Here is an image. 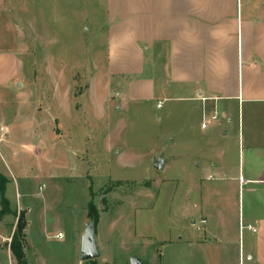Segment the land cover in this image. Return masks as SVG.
Listing matches in <instances>:
<instances>
[{"label": "rangeland", "instance_id": "374dc122", "mask_svg": "<svg viewBox=\"0 0 264 264\" xmlns=\"http://www.w3.org/2000/svg\"><path fill=\"white\" fill-rule=\"evenodd\" d=\"M8 5L0 9V76H14L5 83L11 87L0 86V123L15 134L4 133L6 142L0 143V185L10 206L5 213L0 203V264H17L10 243L19 213L27 221L28 264H90L81 261L80 251L90 203L98 214L100 252L92 264H132L133 258L143 264H211L207 257L216 259L217 251L232 262L233 248L225 243L214 254H197L206 224L197 227L207 221L200 216L199 191L223 183L218 172L185 169L199 162L196 154L214 147L197 129L184 135L201 102L178 98L157 108L168 95L161 86L163 59L151 66L148 52L143 75L109 73L110 17L103 0ZM147 76L152 98L127 95L130 82ZM159 157L161 169L154 167ZM22 169L40 173L17 177ZM235 199L232 194L224 203L234 205ZM234 252L238 264V248Z\"/></svg>", "mask_w": 264, "mask_h": 264}, {"label": "crops", "instance_id": "0c3cea01", "mask_svg": "<svg viewBox=\"0 0 264 264\" xmlns=\"http://www.w3.org/2000/svg\"><path fill=\"white\" fill-rule=\"evenodd\" d=\"M103 2L110 17L109 73L143 75L148 52L151 66L153 60L163 59L161 86L168 95L158 101L163 103L161 107L157 103V108L178 98L201 102L195 106V120L186 123L184 135H196L197 129L214 147L200 157L196 154L194 160L199 162L187 164L185 169L218 172L223 183L199 191L200 216L207 222L204 235L197 240L201 250L198 256L206 250L214 254V249H221L225 243L228 250L233 248L229 252L232 262L221 258L219 251L211 260L213 255L207 251L206 263L236 264L234 250L238 248V264H242V257L244 264H264V0ZM8 3L12 0H0V9H9ZM6 26L12 31L11 23ZM13 76H0V86L11 87ZM150 81L147 76L130 82L127 95L152 98ZM202 97L208 99L203 101ZM214 112L225 119V124L218 118L203 128V119ZM14 113L16 119L21 116L19 107ZM56 121L60 132L59 118ZM6 132L15 134L0 123V143L6 142ZM26 149L37 153L34 146ZM23 171L17 172V177L34 179L40 173ZM232 194L234 205L224 203Z\"/></svg>", "mask_w": 264, "mask_h": 264}, {"label": "trees", "instance_id": "16d2710c", "mask_svg": "<svg viewBox=\"0 0 264 264\" xmlns=\"http://www.w3.org/2000/svg\"><path fill=\"white\" fill-rule=\"evenodd\" d=\"M5 191H6V186L4 184L0 185V203L2 205V212L6 213L10 211V206H9V200L6 198L5 195ZM88 215L91 221L93 220L95 221V223L97 222L98 214L97 211H95V207L93 206L92 203L89 204ZM26 227H27V221L24 216V213H19L17 216L16 229L13 233L12 240L10 243V249L17 264H28L24 252V246L26 242V236H25ZM94 260H89L85 262L92 264Z\"/></svg>", "mask_w": 264, "mask_h": 264}, {"label": "water", "instance_id": "95a60500", "mask_svg": "<svg viewBox=\"0 0 264 264\" xmlns=\"http://www.w3.org/2000/svg\"><path fill=\"white\" fill-rule=\"evenodd\" d=\"M155 168H163V160L159 157L154 165ZM81 261L94 260L100 256L99 245L96 238V223L95 221H89L85 225V231L81 240ZM132 264H143L136 258L132 259Z\"/></svg>", "mask_w": 264, "mask_h": 264}, {"label": "built area", "instance_id": "2783aa9c", "mask_svg": "<svg viewBox=\"0 0 264 264\" xmlns=\"http://www.w3.org/2000/svg\"><path fill=\"white\" fill-rule=\"evenodd\" d=\"M203 101H205L206 99H208V98H205V97H202L201 98ZM162 106V102H159L158 103V107H161ZM219 118V115H218V113L217 112H214L213 114H211V116L207 119V118H204L203 119V122H202V127L203 128H206L207 126H208V124L210 123V121H214V120H217ZM206 220H201L200 221V225L197 227V229L198 230H201L202 228H203V225H205L206 224ZM249 228L250 229H252V227L251 226H249ZM253 231H256V229H253ZM58 237H61L62 236V234L61 233H59L58 235H57Z\"/></svg>", "mask_w": 264, "mask_h": 264}]
</instances>
